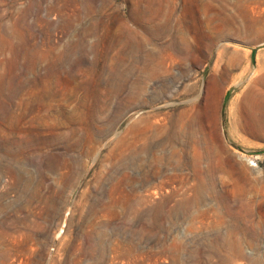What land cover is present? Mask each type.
I'll use <instances>...</instances> for the list:
<instances>
[{
    "label": "rangeland",
    "instance_id": "obj_1",
    "mask_svg": "<svg viewBox=\"0 0 264 264\" xmlns=\"http://www.w3.org/2000/svg\"><path fill=\"white\" fill-rule=\"evenodd\" d=\"M183 1L0 0V264H264V0Z\"/></svg>",
    "mask_w": 264,
    "mask_h": 264
},
{
    "label": "bare ground",
    "instance_id": "obj_2",
    "mask_svg": "<svg viewBox=\"0 0 264 264\" xmlns=\"http://www.w3.org/2000/svg\"><path fill=\"white\" fill-rule=\"evenodd\" d=\"M192 1H193V3H191ZM183 2L185 4L184 7H186V8L189 7L187 5V2L189 4H192V6H193L194 3H195V5H198V4L200 5V3L201 4L203 3L206 6L204 12H200V9H199V10L196 11V13L192 12V14H191L192 24L198 25V27L196 28L197 31L199 32L196 35V37H197L196 40L197 41H200L201 39H207L208 38L209 41H207V44L211 43L214 35H212L211 33L206 35L205 32L207 30H209L210 28L214 29L213 24L215 26L223 25L224 28L228 29L227 28L228 26H227L226 22H224L222 17H221V14L223 16L224 11H225L224 10L225 4H226L225 0H190V1L189 0H184ZM159 4H161L159 2V0H148L147 8H149V9H159L160 6H161V5L159 6ZM197 7L198 6H196V8ZM156 13H157V11H156ZM193 36H194V34H193ZM174 43H175L174 40H172L171 44H170V47H172L174 45ZM170 51H173V50L170 49ZM222 54H223V49H218L217 52H216V55H215V58H216V60L214 61L215 63L218 62V60L221 58ZM214 66L216 67V64H214ZM222 73H223V75H227L228 74L227 68H225V67L222 68ZM114 80H115V78H114ZM258 81H260V82L259 83H257V82L255 83L254 82L255 84L252 85L251 87H249L247 92H246V95H248V98L251 99L252 103L255 104V105H260V104L264 103V95H262V91H261V85L264 84V77L263 76L260 77L258 79ZM115 83H116V85L118 84L117 81ZM120 85H121V83H120Z\"/></svg>",
    "mask_w": 264,
    "mask_h": 264
},
{
    "label": "water",
    "instance_id": "obj_3",
    "mask_svg": "<svg viewBox=\"0 0 264 264\" xmlns=\"http://www.w3.org/2000/svg\"><path fill=\"white\" fill-rule=\"evenodd\" d=\"M230 90H231V87H229V88H228V90H227V93H229V92H230ZM223 102H224V101H223Z\"/></svg>",
    "mask_w": 264,
    "mask_h": 264
}]
</instances>
